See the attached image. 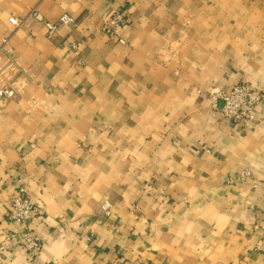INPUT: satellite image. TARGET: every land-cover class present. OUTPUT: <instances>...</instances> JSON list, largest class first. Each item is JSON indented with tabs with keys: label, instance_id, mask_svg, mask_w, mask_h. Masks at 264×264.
<instances>
[{
	"label": "crops",
	"instance_id": "0c3cea01",
	"mask_svg": "<svg viewBox=\"0 0 264 264\" xmlns=\"http://www.w3.org/2000/svg\"><path fill=\"white\" fill-rule=\"evenodd\" d=\"M34 9L76 25L48 39ZM2 38L0 264H264V191L235 181L264 176V104L232 125L208 99L264 91V0H0ZM20 189L38 256L7 218Z\"/></svg>",
	"mask_w": 264,
	"mask_h": 264
},
{
	"label": "built area",
	"instance_id": "2783aa9c",
	"mask_svg": "<svg viewBox=\"0 0 264 264\" xmlns=\"http://www.w3.org/2000/svg\"><path fill=\"white\" fill-rule=\"evenodd\" d=\"M32 20L38 23H43L46 30V37L50 39L60 26H75L76 21L66 14L62 15L56 22H44L42 16L37 10H32L30 13ZM102 29L108 36H113L116 29L123 22V14L118 10L105 12L101 16ZM8 22L18 28L23 25V21H18L14 18H9ZM8 38L0 39V50L5 57L6 68L17 73L18 68L11 56L10 49L7 47ZM10 81V80H9ZM15 96V88L11 82H0V100L12 99ZM211 107L214 112L223 120L232 125L248 124L255 120L256 110L260 104H264V92L260 87L248 88L243 85H237L228 91H217L209 98ZM221 103V107L217 109V103ZM235 181L247 182L254 189H262L264 191V176H257L250 170H244L239 174ZM110 204L104 202L102 211L108 214ZM43 210L37 209L30 202L23 189L18 190L11 198L7 218L10 221L19 223L23 230L21 233L20 247L32 256H38L41 251V243L39 238L33 234L28 225L34 217H41ZM264 229V225H263ZM11 235H3L0 241V251H3L10 244Z\"/></svg>",
	"mask_w": 264,
	"mask_h": 264
},
{
	"label": "rangeland",
	"instance_id": "374dc122",
	"mask_svg": "<svg viewBox=\"0 0 264 264\" xmlns=\"http://www.w3.org/2000/svg\"><path fill=\"white\" fill-rule=\"evenodd\" d=\"M256 87H259V86H256ZM255 87V88H256ZM217 91H219V90H217ZM217 91H215V90H213L212 92H210L209 93V95H208V99L210 98V96H212L213 94H215V92H217ZM264 92V91H263ZM210 100V99H209Z\"/></svg>",
	"mask_w": 264,
	"mask_h": 264
}]
</instances>
